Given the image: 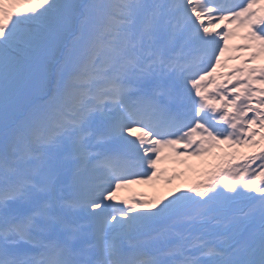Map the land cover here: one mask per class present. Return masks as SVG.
Masks as SVG:
<instances>
[{"label":"snow or ice","instance_id":"1","mask_svg":"<svg viewBox=\"0 0 264 264\" xmlns=\"http://www.w3.org/2000/svg\"><path fill=\"white\" fill-rule=\"evenodd\" d=\"M259 60L264 0H0V264H264Z\"/></svg>","mask_w":264,"mask_h":264},{"label":"rangeland","instance_id":"2","mask_svg":"<svg viewBox=\"0 0 264 264\" xmlns=\"http://www.w3.org/2000/svg\"><path fill=\"white\" fill-rule=\"evenodd\" d=\"M253 150H254L253 148L245 147L244 149L240 151V153H249V152H252Z\"/></svg>","mask_w":264,"mask_h":264}]
</instances>
